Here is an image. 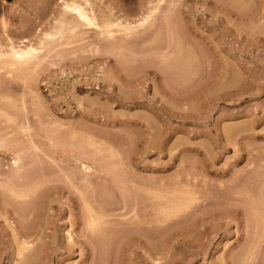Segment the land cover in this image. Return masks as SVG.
Masks as SVG:
<instances>
[{
    "label": "rangeland",
    "instance_id": "obj_1",
    "mask_svg": "<svg viewBox=\"0 0 264 264\" xmlns=\"http://www.w3.org/2000/svg\"><path fill=\"white\" fill-rule=\"evenodd\" d=\"M93 1L82 25L54 22L64 0H0V52L8 38L40 48L26 68L0 62V137L14 147L0 146V171L20 154L36 190L0 186V264L29 260L23 238L27 264H264V0ZM151 180L196 194L148 225L137 186Z\"/></svg>",
    "mask_w": 264,
    "mask_h": 264
},
{
    "label": "bare ground",
    "instance_id": "obj_2",
    "mask_svg": "<svg viewBox=\"0 0 264 264\" xmlns=\"http://www.w3.org/2000/svg\"><path fill=\"white\" fill-rule=\"evenodd\" d=\"M12 1V0H11ZM93 1V0H92ZM101 1V0H100ZM112 1V0H111ZM148 1V0H147ZM146 1V2H147ZM150 1V0H149ZM95 1H93V3H94ZM114 2V1H113ZM151 2H148L147 4H150ZM103 4V3H102ZM113 4V3H112ZM145 4V3H144ZM146 4V5H147ZM152 4V3H151ZM157 5V4H156ZM158 6V5H157ZM62 8H61V11H59L60 13H55L52 17L55 19L54 20V22L55 23H62V24H64L63 22H69V20H72L71 22H73V23H76V22H78V23H80V24H82V25H90V24H95V20L98 18L97 16V13H96V11H94V10H97L96 8L95 9H93V4H92V2H91V0H64V2H63V4H62V6H61ZM94 7H96V6H94ZM146 7H148V6H146ZM155 7V6H154ZM109 8V7H108ZM157 8V7H156ZM103 9V8H102ZM144 9V8H143ZM148 9H150V7L148 8ZM148 9L146 10V12L144 11V12H142V14L141 15H137V17H135V18H137V20L136 21H139L140 23H141V25H143L142 24V22L143 21H146L147 22V20H150L152 17H153V15H151L152 14V12L154 13V12H157V10L156 11H154V10H152V11H148ZM109 10V9H108ZM118 10H120V9H118ZM100 13H102V12H104V11H99ZM116 12H118V11H116ZM100 13H98V14H100ZM113 13V12H112ZM140 13V12H139ZM104 14V13H103ZM114 14V13H113ZM157 13H155V15H156ZM102 15V14H101ZM110 15V14H109ZM108 15V16H109ZM115 15H116V13H115ZM114 15V17L115 18H117V17H119V15H120V17L122 16V13L121 14H119L118 16H115ZM127 13H126V15L125 16H123V17H121V19H117L118 21H116V19L113 17V19H115V20H113V21H116L117 23L115 24V23H113V24H115V25H119V26H121L120 28H122L123 27V29H126V31L127 30H130V32H131V30L132 29H130V28H133L134 26L132 25L133 23H130V19H132V18H130L129 16L127 17ZM133 15H135V14H133ZM154 15V16H155ZM100 16V15H99ZM104 16V15H103ZM102 16V17H103ZM113 16V15H112ZM131 16V15H130ZM160 16V15H159ZM51 17V18H52ZM162 17V16H161ZM166 17V16H165ZM164 17V18H165ZM101 17H99V19H100ZM156 18V17H155ZM68 19V20H67ZM98 19V20H99ZM106 20H107V16H106ZM152 20V19H151ZM153 20H154V18H153ZM104 21V20H103ZM109 21V20H108ZM132 22V21H131ZM60 23V24H61ZM135 23V22H134ZM112 25V24H111ZM111 25H108V26H110L111 27ZM107 26V27H108ZM113 26V25H112ZM116 26V27H117ZM76 28H77V30L79 29L78 27L79 26H75ZM74 27V28H75ZM103 27V26H102ZM137 28V27H136ZM139 29V28H138ZM42 30V29H41ZM76 30V29H75ZM74 29H73V31L74 32H77V30L75 31ZM124 31V30H123ZM78 32H79V30H78ZM108 32H110L109 30H108ZM125 32V31H124ZM82 33H85V32H81V35H82ZM40 34V44L41 45H43V43H44V40H48V38L49 39H51L53 36H54V32H53V34H52V32H47V31H44V32H40L39 33ZM86 34V33H85ZM84 34V35H85ZM106 37V36H105ZM8 38V37H7ZM13 39L11 40L10 38H8V42H9V46H8V49L6 50V51H4V52H0V62H2V63H4V64H7V65H13V66H16V67H19V68H26L27 67V65H29V64H31V62L33 61V59L36 57V55L39 53V49L40 48H37V47H35L34 46V44L30 41V40H22V44L21 45H18V44H14L13 42ZM24 70V69H23ZM24 72V71H23ZM32 73V72H31ZM26 74H27V72H26ZM29 74V73H28ZM26 76V75H25ZM2 112V111H1ZM7 112V111H6ZM3 114V113H2ZM5 114V113H4ZM4 114H3V116H4ZM6 115V114H5ZM7 120V119H6ZM6 122V121H5ZM7 124V123H6ZM6 134V133H5ZM5 134H3V135H5ZM8 136H10V134L8 135ZM1 137H3V136H1ZM1 137H0V146L2 145V146H5V147H9L12 143H11V139L12 138H9L8 139V137L6 136V137H3L2 139H1ZM13 140V139H12ZM16 141V140H15ZM17 141H19V140H17ZM14 142V141H13ZM21 143V142H20ZM19 142H17V146L20 144ZM15 145V144H14ZM20 145H23L22 143L20 144ZM16 146V147H17ZM4 147V148H5ZM33 147H35V149H36V146H34L33 145ZM10 148H11V146H10ZM12 148H14V147H12ZM11 148V149H12ZM20 148V147H19ZM24 148V147H23ZM0 149H1V147H0ZM17 150H18V148H16ZM3 150V149H2ZM2 150H0V151H2ZM25 150V149H24ZM7 152H8V150H6ZM21 151H22V149H21ZM3 152V151H2ZM20 152V151H19ZM23 152V151H22ZM21 152V153H22ZM10 153V152H9ZM16 153V152H15ZM14 156H16L14 159H13V161L12 162H10L11 164V168H10V165H9V167L7 168L9 171H11V173L8 171V170H5V171H7L8 172V174H7V172H4V171H0L1 172V174H2V172H3V174L4 173H6L7 175L6 176H4L3 174V177L1 176V174H0V177L2 178V180H1V178H0V186H2L4 189H6V190H9V192H11L12 194H14V196L15 195H17V196H19V197H26V194H28V193H34L36 190L34 189V187H33V185H32V187L33 188H31V191H30V189L29 190H27L29 187H31V185H29V187L26 189V186L29 184L28 183V181L27 180H29V179H27L26 178V176L25 177H23L22 175L24 174V175H26L25 173H23V174H21L22 172H24V171H21L22 169H24L23 168V164L22 165H20L21 163H20V161H21V156H20V154H18V155H15L14 154ZM19 156V157H18ZM18 157V158H17ZM6 158V157H5ZM23 158V157H22ZM5 162V161H4ZM23 162H24V160H23ZM7 163V162H6ZM3 164H5V163H3ZM6 165V164H5ZM0 166H3L2 164H0ZM82 167L84 168L83 170H85L83 173H84V175L85 176H83L84 178H83V181H84V183H85V185L86 186H88V184L90 185V183H89V180L87 179V178H89V171H90V166H88V165H82ZM1 168V167H0ZM10 173V174H9ZM88 176V177H87ZM27 180H26V179ZM30 181V180H29ZM150 181V180H149ZM149 181H147V184H146V182L144 183V184H142V185H144V186H141V187H138V186H140V185H138L137 186V188L138 189H140V188H142V190H147V191H142V192H146V193H149V194H147V196L145 195L144 197H146V202H144L146 205H148L149 203V205H148V207L147 206H145L143 203V205L145 206V207H147V208H149V210L151 211V214L153 215L152 217L148 214V215H146V216H148V218L147 219H144V222L146 221V223L148 224V225H153V224H156V222H157V224H160L161 223V220H162V218H160L159 216H157V215H159V213H160V215H161V217H163L164 215L166 216V218H163V223H165V219H166V221H167V216H170L171 215V213L174 211V210H176V209H180L181 207H183V206H185V205H187V200L189 201V199L191 198L190 196H192L193 194L195 195L196 193H194L191 189V186H189V185H187L188 184V182H187V184H178V185H175V187L172 189V187H168V186H166L165 188L164 187H162V190H161V188H159L160 190L158 191L157 189L158 188H156V192L154 191V186L152 185L153 183H152V181L153 180H151V182H149ZM175 181V180H174ZM32 182V181H31ZM171 182V181H170ZM173 182V181H172ZM179 183V182H178ZM186 183V182H185ZM133 184H135V185H137L136 183H133ZM145 184H146V186H145ZM177 184V183H176ZM35 186V185H34ZM38 186V185H37ZM134 186V185H133ZM90 187V186H89ZM136 187V186H135ZM167 187L168 188H170V189H172L171 191L168 189V190H166L167 189ZM193 187V186H192ZM24 190H23V189ZM145 188V189H144ZM195 188V187H194ZM193 188V189H194ZM32 189H34V190H32ZM38 189V188H37ZM164 189V190H163ZM20 190V191H19ZM22 190V191H21ZM25 190H27V191H25ZM195 190V189H194ZM19 191V192H18ZM30 191V192H29ZM139 191V190H138ZM163 191H165V194L163 193ZM169 191V192H168ZM18 192V193H17ZM27 192V193H26ZM159 192V193H158ZM160 192H162L163 194H160ZM141 193V192H140ZM139 193V194H140ZM159 196H158V195ZM30 195V194H29ZM141 195V194H140ZM169 195H171V197L169 196ZM143 196V195H142ZM150 196V197H149ZM29 197V196H28ZM27 197V198H28ZM135 197H137V196H135ZM158 197H160L162 200V202H164V203H162L161 204V202L159 203L158 201H160L159 199H158ZM139 198V197H138ZM148 198H149V201H148ZM171 198V199H170ZM189 198V199H188ZM24 199H26V198H24ZM138 200V199H137ZM136 200V202L135 203H138L139 201H137ZM157 200V201H156ZM133 201H135L134 199H133ZM142 202L144 201V199H142L141 200ZM6 202V201H5ZM23 202H24V200H23ZM86 202H88V201H86ZM155 202H158V204L157 203H155ZM9 202H7V204H8ZM125 203V202H124ZM127 203V202H126ZM135 203H133V204H135ZM186 203V204H185ZM6 204V203H5ZM6 204V205H7ZM21 204H23V203H21ZM92 203H90V205H91ZM142 204H141V206H142ZM5 205V206H6ZM9 205V204H8ZM94 205V204H93ZM93 205H91L92 207H93ZM136 206H137V204H135ZM135 205H132L133 207L135 206ZM132 206H131V208H132ZM140 206V205H139ZM139 206H137V207H139ZM126 207H127V205H126ZM130 207V206H129ZM145 207H142V208H145ZM125 208V207H124ZM130 208V209H131ZM136 208V207H135ZM135 208H133L135 211H137ZM6 209V208H5ZM132 209V210H133ZM93 210L94 209H90L89 208V212L91 213H94V212H96V210L97 209H95L94 210V212H93ZM132 210H130V212L132 211ZM148 210V209H147ZM146 209H145V212L147 211ZM87 211V210H86ZM100 211V210H99ZM134 211V212H135ZM139 211V210H138ZM143 211V210H142ZM181 211V210H180ZM133 212V216H131V217H133V219L132 220H139L140 218V216L138 215V214H136V213H134ZM148 212V211H147ZM155 212H156V214H155ZM177 211H175V213H176ZM91 213V216H89V218H90V222L92 221V223H94L95 221L96 222H98L97 221V219L98 218H101V217H103V218H101V220L102 219H104V213H102V215L103 216H100V212H97L98 214H99V217L97 216L98 214H96V216H94L93 214ZM128 214H129V212H128ZM127 214V215H128ZM174 214V213H173ZM125 216V215H124ZM139 216V217H138ZM157 216V218H155ZM164 216V217H165ZM151 217V218H150ZM153 217L156 219V220H158V221H156V220H154L155 222H153ZM159 217V218H158ZM146 218V217H145ZM126 219V218H125ZM128 219V218H127ZM131 219V218H130ZM142 219V218H141ZM160 219V220H159ZM147 220L148 221H150V222H147ZM103 221V220H102ZM128 221H129V223L128 224H132L131 226H133V225H135L136 227L137 226H139L140 225V223L139 224H137L136 222V224H133V223H131L130 222V220L128 219ZM142 221V220H141ZM90 222H88V224L90 223ZM95 222V223H96ZM100 222V221H99ZM143 222V223H144ZM158 222H160V223H158ZM153 223V224H152ZM104 224H105V222H104ZM103 224V225H104ZM141 224H142V222H141ZM93 225V224H92ZM97 225H98V229H99V224L97 223ZM102 225V226H103ZM123 225V224H122ZM161 225V224H160ZM124 226V225H123ZM126 226H127V224H126ZM129 226V225H128ZM164 226V225H163ZM162 226V227H163ZM89 227H90V225H89ZM95 227V226H94ZM154 227L155 226H152V229H154ZM158 227V226H157ZM156 227V228H157ZM91 228V227H90ZM96 229H97V226L95 227ZM101 228V227H100ZM128 228H130V227H128ZM141 228V230H143L144 228L143 227H140ZM140 228H139V230H140ZM143 228V229H142ZM155 228V229H156ZM161 228V227H160ZM159 228V229H160ZM92 229H94V228H92ZM96 229H94L95 231H97ZM133 229V228H132ZM136 229V228H135ZM153 230L154 232L156 231V230ZM164 229V228H163ZM162 228H161V230H163ZM14 230V229H13ZM100 230V229H99ZM137 230V229H136ZM140 230V231H141ZM145 230H147V228L145 229ZM149 230V229H148ZM151 230V229H150ZM165 230V229H164ZM101 231H102V229H101ZM129 231V230H128ZM130 231H132V230H130ZM139 231V232H140ZM152 231V230H151ZM150 231V232H151ZM158 231V230H157ZM160 231V230H159ZM168 231V230H167ZM104 232V231H103ZM137 232H138V230H137ZM163 232V231H162ZM13 233H15V232H13ZM97 233V232H96ZM70 235H72V234H70ZM69 235V236H70ZM95 235V234H94ZM88 236V235H87ZM25 237V236H24ZM71 238H72V236H70ZM69 237V238H70ZM98 237V236H97ZM22 241H21V243H20V252H19V256H20V258L22 257V258H24V260H25V258L26 257H28V259L29 260H27V261H29L30 262V259H32V261L34 260L33 258H34V255L32 254V258L28 255H25L26 254V252L33 246L27 239H25V238H23V239H21ZM32 249V248H31ZM30 251V250H29ZM250 253V252H249ZM248 255V254H247ZM30 257V258H29ZM250 259V258H249ZM22 261H23V259H21ZM21 261V262H22ZM27 261H25V263L24 264H27L26 262ZM31 261V262H32ZM30 262V263H31ZM246 263H248L247 262V260H246ZM20 264V263H19ZM23 264V263H22Z\"/></svg>",
    "mask_w": 264,
    "mask_h": 264
}]
</instances>
